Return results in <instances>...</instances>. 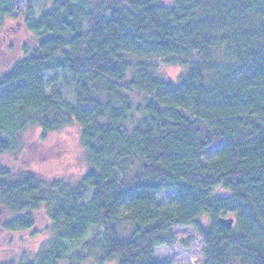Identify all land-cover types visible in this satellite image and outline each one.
I'll return each instance as SVG.
<instances>
[{"label": "trees", "instance_id": "16d2710c", "mask_svg": "<svg viewBox=\"0 0 264 264\" xmlns=\"http://www.w3.org/2000/svg\"><path fill=\"white\" fill-rule=\"evenodd\" d=\"M43 1L34 18L25 0L34 47L0 75V243L48 234L5 264H170L154 249L174 227L201 239L197 264H264V0ZM16 9L0 0V29ZM160 64L183 67L175 83ZM74 124L88 167L73 179L3 164L29 128L43 144Z\"/></svg>", "mask_w": 264, "mask_h": 264}, {"label": "rangeland", "instance_id": "374dc122", "mask_svg": "<svg viewBox=\"0 0 264 264\" xmlns=\"http://www.w3.org/2000/svg\"><path fill=\"white\" fill-rule=\"evenodd\" d=\"M17 9L13 16L6 17L0 29V75L8 71L11 66L30 54L34 47L32 36L25 30L19 22L22 21L26 10L25 0H15ZM49 3L43 0H33L34 18L40 16L41 11L49 8ZM183 71V67L178 65L160 64L157 73L163 79L175 83L178 75ZM49 74H46L48 77ZM63 98L71 101L70 92L63 91ZM26 142H32V147H22V150L13 154H5L2 156L3 164L15 174L20 171H33L39 176L50 177L57 174H63L67 178L81 174L88 167L84 149L80 143L79 128L74 125H68L61 129L48 134L47 138L41 142L37 128H29L23 134V145ZM43 146V147H42ZM47 151L45 157L37 158L38 149ZM36 149V150H35ZM37 155V156H36ZM174 197L172 191H164L157 198L156 203L159 206H167ZM43 222V220H40ZM48 223L40 224L35 229V236L28 238L26 235L20 234H4L0 243V264L17 263L19 252L24 251L25 258H31V250H35L38 242L47 236L45 226ZM102 233V228H89L83 240L71 244V249L79 250L83 243L95 232ZM172 233L176 240L171 246H157L154 249V258L158 262H169L170 264H197L202 261L204 245L198 235L190 227H174ZM17 237L22 240L20 244L14 242ZM13 241L18 249H9L6 243ZM19 243V242H18ZM22 260L23 262L25 261ZM13 263V264H14ZM82 264H93L89 260H85ZM107 264H116L110 261Z\"/></svg>", "mask_w": 264, "mask_h": 264}, {"label": "water", "instance_id": "95a60500", "mask_svg": "<svg viewBox=\"0 0 264 264\" xmlns=\"http://www.w3.org/2000/svg\"><path fill=\"white\" fill-rule=\"evenodd\" d=\"M218 222L220 223V224H222V225H224V226H226V227H231V224H232V222H233V219L232 218H230V217H219L218 218Z\"/></svg>", "mask_w": 264, "mask_h": 264}, {"label": "bare ground", "instance_id": "6f19581e", "mask_svg": "<svg viewBox=\"0 0 264 264\" xmlns=\"http://www.w3.org/2000/svg\"><path fill=\"white\" fill-rule=\"evenodd\" d=\"M220 217H222V216H220Z\"/></svg>", "mask_w": 264, "mask_h": 264}]
</instances>
